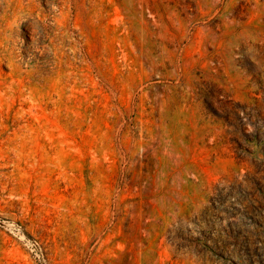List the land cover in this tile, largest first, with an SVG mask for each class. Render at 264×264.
<instances>
[{
  "label": "rangeland",
  "instance_id": "1",
  "mask_svg": "<svg viewBox=\"0 0 264 264\" xmlns=\"http://www.w3.org/2000/svg\"><path fill=\"white\" fill-rule=\"evenodd\" d=\"M0 264H264V0H0Z\"/></svg>",
  "mask_w": 264,
  "mask_h": 264
}]
</instances>
